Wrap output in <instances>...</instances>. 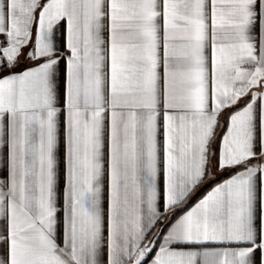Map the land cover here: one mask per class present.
Masks as SVG:
<instances>
[{
	"label": "snow or ice",
	"instance_id": "6c2138e0",
	"mask_svg": "<svg viewBox=\"0 0 264 264\" xmlns=\"http://www.w3.org/2000/svg\"><path fill=\"white\" fill-rule=\"evenodd\" d=\"M0 73V264H264V0H0Z\"/></svg>",
	"mask_w": 264,
	"mask_h": 264
},
{
	"label": "crops",
	"instance_id": "0c3cea01",
	"mask_svg": "<svg viewBox=\"0 0 264 264\" xmlns=\"http://www.w3.org/2000/svg\"><path fill=\"white\" fill-rule=\"evenodd\" d=\"M42 2H44V0H42ZM63 25L66 26V21H62L61 22ZM66 34V33H65ZM62 51L65 53V55H70V53L67 51L66 48H62ZM209 55H210V50H209ZM20 62H21V68L26 64V61L24 59L23 56L20 57ZM245 67H250V65H245ZM20 69H17V71H19ZM6 73H0V78H2L3 75H5ZM256 89H253V91H255ZM229 111H231L230 109H227L225 110L222 115H221V119H220V125L221 127H219L217 129V132H218V137L219 136H222L223 134L226 133L227 131V123H226V120H225V117L228 116L229 114ZM107 123V121H106ZM56 155H57V187H58V190L59 192H62V187H61V180L63 178V174L65 172V166L64 164L62 163V161L64 160V156H65V151H64V146L63 144H58V147H57V152H56ZM255 162V161H254ZM238 170V169H237ZM224 179L228 178L227 176H224L223 177ZM207 190H210L207 188ZM207 190L202 194L200 195L197 199H195L193 202L190 203V201L192 200V198L200 191L198 190L194 195L193 197L190 199L189 201V205L184 209V211H188L190 210V208L192 206L195 205L196 202H198L199 199H201L203 197V195L206 194ZM62 197L60 199H58V206H61L62 205ZM163 201H161L162 203ZM107 206V205H106ZM179 211V210H177ZM183 214V213H181ZM62 246V245H61ZM155 251L154 250L150 255L154 256L155 255ZM254 259H256L257 261H259V253H256L254 255Z\"/></svg>",
	"mask_w": 264,
	"mask_h": 264
},
{
	"label": "trees",
	"instance_id": "16d2710c",
	"mask_svg": "<svg viewBox=\"0 0 264 264\" xmlns=\"http://www.w3.org/2000/svg\"><path fill=\"white\" fill-rule=\"evenodd\" d=\"M207 190V188L205 187L204 189H201L193 198L192 200L190 201L193 202L195 199H197L200 195H202L205 191Z\"/></svg>",
	"mask_w": 264,
	"mask_h": 264
}]
</instances>
